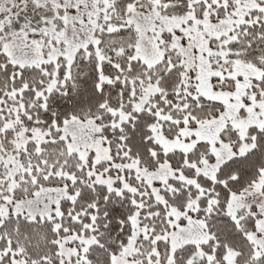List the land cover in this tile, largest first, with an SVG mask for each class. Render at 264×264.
<instances>
[{
	"label": "snow or ice",
	"instance_id": "snow-or-ice-1",
	"mask_svg": "<svg viewBox=\"0 0 264 264\" xmlns=\"http://www.w3.org/2000/svg\"><path fill=\"white\" fill-rule=\"evenodd\" d=\"M0 264H264V0H0Z\"/></svg>",
	"mask_w": 264,
	"mask_h": 264
}]
</instances>
